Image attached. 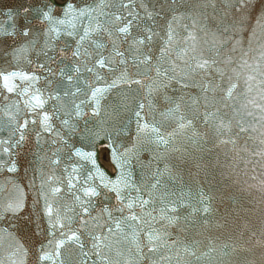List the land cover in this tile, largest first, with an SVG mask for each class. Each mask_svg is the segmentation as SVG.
I'll use <instances>...</instances> for the list:
<instances>
[{"label": "snow or ice", "instance_id": "1", "mask_svg": "<svg viewBox=\"0 0 264 264\" xmlns=\"http://www.w3.org/2000/svg\"><path fill=\"white\" fill-rule=\"evenodd\" d=\"M4 15L0 264H264V0H25ZM239 139L259 207L211 191L207 145Z\"/></svg>", "mask_w": 264, "mask_h": 264}, {"label": "water", "instance_id": "2", "mask_svg": "<svg viewBox=\"0 0 264 264\" xmlns=\"http://www.w3.org/2000/svg\"><path fill=\"white\" fill-rule=\"evenodd\" d=\"M23 2H25V0H0V23L6 22V16L4 15V13L7 11L8 7L16 8L19 6L20 3H23ZM31 2L38 3L39 0H31ZM160 23H163V22L161 21ZM178 31H180V29H178ZM2 67H7V65H4L3 62L0 61V68ZM25 67H28V66L25 65ZM83 78L90 79L89 74L83 73ZM38 86L44 87L43 80L40 82ZM51 103L53 102H50V104ZM222 113H227L228 116L231 115L230 109L222 108ZM156 118L160 119L159 113L156 114ZM80 123L82 125V121H80ZM194 123L196 126V130L199 133L201 134L207 133L209 140L212 139L213 133L211 129L206 128L199 117L194 121ZM56 124H57V127H59L58 121H56ZM45 139H48V138L46 137ZM29 141H30L29 146L31 147L32 144L34 143V140L31 134L29 135ZM42 146H43L44 151L49 150L48 143H43ZM242 146H243L242 139H239L237 141V149L235 152L233 151V146L231 144L227 146L218 144L217 146L213 147L212 143L210 142L207 145V147L211 149V152L210 153L206 152L204 153V155L210 156V158L212 159L215 165V170L213 172L214 179L212 181L211 191L213 195H216L218 198L224 197L226 202H230L234 200L238 202L242 207L251 206V204L255 203L256 206L259 207L260 206L259 200H260L261 193H259L255 188L249 187V185L253 184L254 181H252L248 175H245V169H244L243 164L239 160V156H237L235 164L233 163V157L236 156V154L239 152V149ZM100 151H99V161H100ZM108 155H109V151H108ZM240 155H243V153H240ZM109 160H110V157H109ZM72 162L74 161L67 160V153L65 152L62 155V166L65 163H72ZM111 165L114 167L112 162H111ZM62 166L56 169L57 175L63 176ZM102 166L111 173V170L109 168H107L103 164ZM21 182L22 183L27 182V178L24 177L23 172L21 173ZM193 192H195L194 186H193ZM62 195H63V200L61 201L62 203L64 204L72 203V197L70 193L62 194ZM133 195H135V193H133ZM29 199H31L30 194H29ZM218 206L222 207V205H218ZM241 215L243 216V213H241ZM252 220L254 223L259 222L255 216L252 217ZM78 226H79L78 220L74 221L72 227H78ZM27 232H28V228L21 225V232L19 233V235L23 237ZM84 240H85L86 245L90 244V240L88 239L86 233L84 235ZM73 259L75 260V250H73Z\"/></svg>", "mask_w": 264, "mask_h": 264}, {"label": "bare ground", "instance_id": "3", "mask_svg": "<svg viewBox=\"0 0 264 264\" xmlns=\"http://www.w3.org/2000/svg\"><path fill=\"white\" fill-rule=\"evenodd\" d=\"M106 164L108 165V167H109L112 171H114V169H113V167L110 165L109 161L106 162Z\"/></svg>", "mask_w": 264, "mask_h": 264}, {"label": "rangeland", "instance_id": "4", "mask_svg": "<svg viewBox=\"0 0 264 264\" xmlns=\"http://www.w3.org/2000/svg\"><path fill=\"white\" fill-rule=\"evenodd\" d=\"M102 156H103V158H104V159H106V160H107V153H106V151H105V152H103Z\"/></svg>", "mask_w": 264, "mask_h": 264}]
</instances>
